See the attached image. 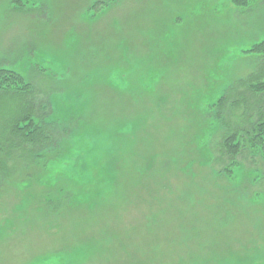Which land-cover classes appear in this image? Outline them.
I'll list each match as a JSON object with an SVG mask.
<instances>
[{
	"label": "rangeland",
	"instance_id": "rangeland-1",
	"mask_svg": "<svg viewBox=\"0 0 264 264\" xmlns=\"http://www.w3.org/2000/svg\"><path fill=\"white\" fill-rule=\"evenodd\" d=\"M262 40L264 0H0L53 139L1 184L0 264H264V149L214 162Z\"/></svg>",
	"mask_w": 264,
	"mask_h": 264
},
{
	"label": "trees",
	"instance_id": "trees-1",
	"mask_svg": "<svg viewBox=\"0 0 264 264\" xmlns=\"http://www.w3.org/2000/svg\"><path fill=\"white\" fill-rule=\"evenodd\" d=\"M246 1L233 0V4L241 6ZM244 53L259 57L260 62L255 72L239 83L248 95V99H244L243 93L239 92L237 95L241 99L234 102L237 108L243 105L246 111L239 117V123L232 126L226 116L221 117L224 132L218 146L221 147L219 156L214 161L218 164L232 162L239 156L244 149L245 137H253L252 140L264 149V40ZM39 94L40 91L19 74L0 68V187L17 174L19 166L34 164L51 152L53 139L43 122L49 109L36 99ZM227 100H219L216 106L222 109ZM262 158L264 160L263 152Z\"/></svg>",
	"mask_w": 264,
	"mask_h": 264
}]
</instances>
